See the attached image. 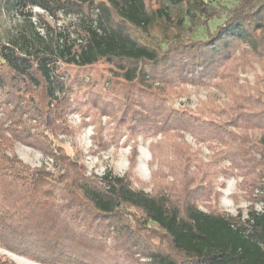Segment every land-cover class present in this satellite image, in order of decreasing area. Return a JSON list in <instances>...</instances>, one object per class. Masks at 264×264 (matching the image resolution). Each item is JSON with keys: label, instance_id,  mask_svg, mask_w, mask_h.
Segmentation results:
<instances>
[{"label": "trees", "instance_id": "1", "mask_svg": "<svg viewBox=\"0 0 264 264\" xmlns=\"http://www.w3.org/2000/svg\"><path fill=\"white\" fill-rule=\"evenodd\" d=\"M9 2L18 14L39 17L57 44L24 40L21 51L15 41H0V247L45 264H264V93L259 79L237 81L238 67H250L239 51L256 56L264 71V0ZM62 15L80 23L51 34ZM223 15L210 30L209 21ZM199 27L204 34L195 36ZM181 82L213 84L228 101L182 113L164 92ZM72 111L83 114L82 124L91 114L108 115L113 133L125 128L129 139L163 134L167 143L150 149L152 157L158 145L162 154L172 149L174 180L159 164L151 192L134 187L135 151L125 174L87 175L78 154L53 141L71 133ZM182 130L207 143L210 162L175 140ZM16 143L51 158L56 171L26 164ZM225 158L231 166L215 169ZM234 169L261 204L250 205L246 217L217 208L213 182Z\"/></svg>", "mask_w": 264, "mask_h": 264}, {"label": "rangeland", "instance_id": "2", "mask_svg": "<svg viewBox=\"0 0 264 264\" xmlns=\"http://www.w3.org/2000/svg\"><path fill=\"white\" fill-rule=\"evenodd\" d=\"M165 4L170 3V0H162ZM214 2L215 0H210ZM217 1V0H216ZM223 4H230L231 0H218ZM148 5L156 6L157 0H147ZM36 13H42L43 11L37 7L33 8ZM49 21L52 19L48 16ZM224 15L221 18H214L209 21L210 30H213L217 24L223 21ZM53 23V22H52ZM80 23L79 18L74 15L60 16V18L54 23L53 31L63 32L66 30V26L69 24L71 30L74 26ZM71 37L75 36V33L71 31ZM204 30L199 27L195 36H202ZM24 40H28V43L32 47L45 48L47 45L55 47L56 37L46 33V27H44L39 17L33 15L31 17L20 15L16 12L12 3L9 0H0V41L4 43H10L11 41L17 42L18 45H22ZM19 47V46H18ZM20 48V47H19ZM29 48V47H28ZM24 47L20 48L24 51ZM240 57L246 56L249 60V68L245 71L238 67V83L243 85H253L256 80H260L258 87L264 93V71L259 64L256 56L253 54H244L240 51L237 53ZM238 61L244 62L239 58ZM166 103L173 109L182 111L187 115L198 113L207 108L208 102H212L218 106L224 104V101H228L227 93L215 87L213 84H190V83H178L172 87L165 89ZM203 118L207 117L203 114ZM212 117V115H208ZM87 119V118H86ZM84 118L83 114L78 111H72L68 113L67 123L70 134L57 133L53 136L55 144L63 145L68 152L80 157L81 163H83L86 174H95L101 177L105 172H110L112 175L121 176L129 171L131 164V156L135 151V165L130 169L133 173L132 184L134 187L141 188L146 192H151L153 189L152 172L158 171L159 164L161 168L159 171L165 174V178L169 181H173L174 177L170 173L169 164L173 165L174 161L178 159L169 147L168 152L162 154V148L160 145L156 148V156L152 157L150 146L152 143H156L163 140L167 143V138L163 134L146 135L144 132L139 133L131 139L128 138V132L125 128L117 134H114V121L111 120L108 115L94 116L90 115L86 124H82ZM94 136V137H93ZM101 142L103 145L107 142L106 146L101 147L96 142ZM179 143L185 142L189 150L197 154L203 163H208L211 160V150L205 141L199 140L194 134L189 131L182 130V133L175 138ZM100 148V149H99ZM15 153L31 167H40L45 165L50 171H56L53 167L52 159L43 155L39 150L28 147L21 143H16L14 146ZM231 166V161L228 158L216 163L215 169L219 170L220 166ZM231 175H224L221 172L218 173L214 187L219 191L217 208L226 213L236 214L238 210L242 211V216L246 217L247 210L250 205H254L260 210L261 204L256 203L257 190L253 187H249V182L244 181V177L236 173ZM162 175H159V179H162ZM144 183L141 185L140 183ZM168 190V187H165ZM206 200V199H203ZM203 200H197L201 208H205ZM0 259L2 261H8L12 264H45L32 260L23 255H19L10 251H7L0 247Z\"/></svg>", "mask_w": 264, "mask_h": 264}]
</instances>
